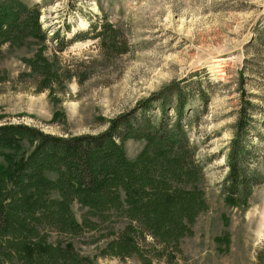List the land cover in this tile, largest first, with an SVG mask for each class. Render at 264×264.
<instances>
[{
  "label": "trees",
  "instance_id": "obj_1",
  "mask_svg": "<svg viewBox=\"0 0 264 264\" xmlns=\"http://www.w3.org/2000/svg\"><path fill=\"white\" fill-rule=\"evenodd\" d=\"M39 17L36 3L0 0V55L4 46L45 36ZM261 28L255 30L254 42L264 49ZM47 40L57 43V52L76 40H90L102 59L129 51L122 31L103 17L70 39L54 30ZM24 63L28 75L38 77L39 91L51 94L56 73L47 61L36 55ZM200 81L193 82L197 90L172 81L162 94L98 120L94 133L74 134L55 122L56 115L50 121L58 133L0 123V155L7 157V166H0V264H76L79 259L72 249L52 243L49 234L75 237L83 228L93 231L111 221L121 226L102 246V257L134 256L150 264L152 255L171 264L181 254L179 242L190 235L205 207L199 184L205 166L216 158L199 159L190 142L189 119L198 116L194 104L202 109L207 102ZM242 87L241 82L224 147L226 171L217 190L225 205L246 208L253 191L264 186V106L253 102L255 96ZM128 140L142 142L131 159L123 146ZM21 143L29 150L15 157ZM76 204L96 219L77 221L72 211ZM261 252L264 261V247Z\"/></svg>",
  "mask_w": 264,
  "mask_h": 264
},
{
  "label": "rangeland",
  "instance_id": "obj_2",
  "mask_svg": "<svg viewBox=\"0 0 264 264\" xmlns=\"http://www.w3.org/2000/svg\"><path fill=\"white\" fill-rule=\"evenodd\" d=\"M19 1L38 4L39 22L46 35L2 47L0 123L58 133L50 121L56 115L55 122L64 123L74 134L94 133L98 120L162 94L172 81L197 90L193 82L201 80L207 102L202 109L199 103L194 104L198 116L189 119L190 142L197 147L199 159L209 155L217 159L203 170L199 188L205 207L190 235L179 242L181 254L171 264H264V186L253 191L246 208L225 205L217 190L226 171L224 147L230 138L241 82L244 93L253 94V102L264 106V49L254 42L255 30H264V0ZM102 17L122 31L129 44L127 53L102 59L90 40H76L57 52V43L47 40L54 30L70 39ZM36 55L56 73L51 94L39 91L38 77L28 75L24 61ZM21 144L15 157L29 150L26 143ZM123 146L131 159L142 142L128 140ZM6 159L0 155V166H7ZM72 211L77 221L96 219L77 204ZM120 226L119 221L105 222L93 231L83 228L75 237L49 231V240L70 247L79 259L76 264H142L134 256L123 260L102 257V246ZM150 264L169 263L151 255Z\"/></svg>",
  "mask_w": 264,
  "mask_h": 264
}]
</instances>
